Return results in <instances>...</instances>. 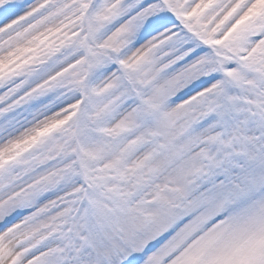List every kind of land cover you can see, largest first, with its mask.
Returning <instances> with one entry per match:
<instances>
[{
	"label": "snow or ice",
	"instance_id": "snow-or-ice-1",
	"mask_svg": "<svg viewBox=\"0 0 264 264\" xmlns=\"http://www.w3.org/2000/svg\"><path fill=\"white\" fill-rule=\"evenodd\" d=\"M0 264H264V0H0Z\"/></svg>",
	"mask_w": 264,
	"mask_h": 264
}]
</instances>
